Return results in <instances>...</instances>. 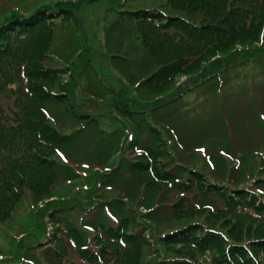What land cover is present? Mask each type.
<instances>
[{
  "label": "trees",
  "instance_id": "1",
  "mask_svg": "<svg viewBox=\"0 0 264 264\" xmlns=\"http://www.w3.org/2000/svg\"><path fill=\"white\" fill-rule=\"evenodd\" d=\"M169 3L168 10L159 6L118 10L121 18L137 22L135 35L156 60L154 73L142 81V87L170 91L183 73L199 71L211 79L237 65L264 62V0ZM77 5L76 0H57L30 12L14 9L0 16V221L12 215L23 184L37 182L34 175L45 172L56 179L49 172L58 164L52 148L62 151L72 146L83 131H61L47 106L62 104L68 113L73 109L77 118L98 123L95 115L75 108L80 86L77 75L92 64L91 55L78 68L73 63H51L58 61L51 52L52 24L61 16L78 22ZM106 46L111 51V44ZM113 52L119 51L112 50V58L116 57ZM97 56L105 59L103 54ZM66 74L69 80L64 81ZM85 85L90 96L106 97L99 82L98 88L90 79ZM109 88L108 94H116L119 100L120 116L136 125L129 135L128 124L118 117L125 129L122 125L116 131L99 129L109 138L102 141L106 144L96 158L97 167H105L111 159L115 165L96 173V185L83 200L54 199L46 185L43 200H48L31 218L38 233L28 234L29 243L25 238L19 240L6 261L140 264L143 246L167 244L164 251L155 250L150 264H264V174L238 180L236 168L217 176L198 160H185L171 141L172 134L167 135L150 110H144L148 104L126 99L127 93ZM173 97L157 100L155 108L172 102ZM130 179L150 190L173 193V197L149 204L127 192L106 195L123 189L119 181ZM76 209L87 210V216L68 213ZM163 209L166 212L159 221Z\"/></svg>",
  "mask_w": 264,
  "mask_h": 264
},
{
  "label": "rangeland",
  "instance_id": "2",
  "mask_svg": "<svg viewBox=\"0 0 264 264\" xmlns=\"http://www.w3.org/2000/svg\"><path fill=\"white\" fill-rule=\"evenodd\" d=\"M56 1L0 0V16L2 18L14 9L30 12L46 3L53 4ZM76 1L79 4L78 22L72 17L61 16L55 18L52 24L51 52L58 61L51 63L62 66L73 63L77 64L78 68L84 64L85 57L91 55L92 64L85 67L86 71L82 69L77 75H80V86L75 108L95 115L98 123H88L86 118H77L73 109L68 113L62 104L47 106L49 115L53 114V120L54 116L56 118L54 124L61 131L78 128H83V131L72 146L69 145L62 151L56 147L52 148L51 153L58 164L55 170L49 172H52L56 179L48 178L45 172H39L33 176L37 182L23 184L22 194L15 203L12 215L0 221V264H12L6 260L17 249V242L25 238L29 243L32 239L28 234L38 233L33 227L35 222L31 218L48 200H43L46 195L42 190L46 185L50 189L48 193L54 199L71 197L83 200L88 189H93L96 185V173L99 172V175L109 169V166L115 165L111 159L105 167H97L96 158L101 152V147L106 144L102 141L108 140V135L102 136L99 129L116 131L121 128L120 125L125 129L127 123L128 133L132 135L136 125L120 116L116 108L119 100L116 94H108L111 92L109 87H112L116 93H127L124 97L126 99L132 97L142 105L148 104L144 110H150L154 120L166 128L167 135L172 134L171 141L185 160H198L205 169H209L217 176H222L236 168L238 172L235 170L234 173L237 172L238 180L264 174L263 61L237 65L223 71L219 77L211 79L205 78L199 71L194 74L183 73L178 75L175 86L170 91L162 87L166 90L154 89L153 92L148 87H142L141 83L154 73L156 60L135 35L137 22L121 18L118 10L157 6L168 10L169 0ZM123 1L125 4L120 5ZM166 3L169 5L166 6ZM107 42L112 46L111 51H119L113 52L116 53L113 55L116 57L112 58L110 47L106 46ZM86 48L89 49L88 53ZM102 54L105 59L100 60L97 55L102 57ZM262 55L264 56V53ZM63 77L64 81L69 80L67 74ZM89 79L97 88L101 86V90L106 95L104 99L90 96L92 94L88 93L87 88L85 89ZM158 82L159 79L153 84L156 85ZM46 85L49 86V83ZM57 88V86L51 87V89ZM172 97L174 98L170 99L172 102L155 108L157 100L166 101ZM118 117H121L125 124L118 122ZM59 162L62 166H59ZM72 176L74 178H67ZM119 186L123 189L116 190V193L107 192L106 195L122 196L118 192H127L133 195L135 200L145 198L143 201L149 204H156L163 197L165 200L173 197V193L164 194L161 190H150L131 179L126 182L119 181ZM138 188L139 191H135ZM141 207L147 210L143 204ZM170 211L167 213L172 214ZM165 212L166 209H163L159 214V221L164 218ZM68 213L73 217L81 218L83 215L86 217L88 211L76 209ZM161 223L164 225L169 221ZM49 227L51 229L52 225L50 224ZM162 228L163 226L160 230ZM165 246L168 245L143 246L144 256L140 264H150L149 259L155 257V250L158 248L164 251ZM73 255L74 253L70 256Z\"/></svg>",
  "mask_w": 264,
  "mask_h": 264
},
{
  "label": "water",
  "instance_id": "3",
  "mask_svg": "<svg viewBox=\"0 0 264 264\" xmlns=\"http://www.w3.org/2000/svg\"><path fill=\"white\" fill-rule=\"evenodd\" d=\"M84 1H87V0H83V2ZM80 3H82V2H80ZM78 7H79V4L77 5V7H76V14H77V17L79 18V15H78Z\"/></svg>",
  "mask_w": 264,
  "mask_h": 264
}]
</instances>
